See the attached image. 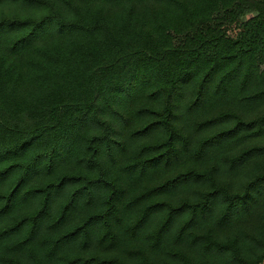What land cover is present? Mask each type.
<instances>
[{"label": "trees", "instance_id": "1", "mask_svg": "<svg viewBox=\"0 0 264 264\" xmlns=\"http://www.w3.org/2000/svg\"><path fill=\"white\" fill-rule=\"evenodd\" d=\"M0 264H264V0H0Z\"/></svg>", "mask_w": 264, "mask_h": 264}, {"label": "clouds", "instance_id": "2", "mask_svg": "<svg viewBox=\"0 0 264 264\" xmlns=\"http://www.w3.org/2000/svg\"><path fill=\"white\" fill-rule=\"evenodd\" d=\"M177 180H179V178H177Z\"/></svg>", "mask_w": 264, "mask_h": 264}]
</instances>
